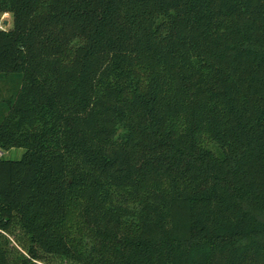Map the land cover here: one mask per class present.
Segmentation results:
<instances>
[{
  "label": "trees",
  "instance_id": "1",
  "mask_svg": "<svg viewBox=\"0 0 264 264\" xmlns=\"http://www.w3.org/2000/svg\"><path fill=\"white\" fill-rule=\"evenodd\" d=\"M4 12L0 264H264V0Z\"/></svg>",
  "mask_w": 264,
  "mask_h": 264
},
{
  "label": "rangeland",
  "instance_id": "2",
  "mask_svg": "<svg viewBox=\"0 0 264 264\" xmlns=\"http://www.w3.org/2000/svg\"><path fill=\"white\" fill-rule=\"evenodd\" d=\"M3 19H7L8 21L5 23ZM12 25V16L10 13H0V27L8 28ZM24 149L21 147L12 148L9 150H2L0 153L8 158H19ZM40 264H66V262L58 257H48L46 259H42L38 261Z\"/></svg>",
  "mask_w": 264,
  "mask_h": 264
},
{
  "label": "water",
  "instance_id": "3",
  "mask_svg": "<svg viewBox=\"0 0 264 264\" xmlns=\"http://www.w3.org/2000/svg\"><path fill=\"white\" fill-rule=\"evenodd\" d=\"M7 21H8L7 19L4 20L5 23H6Z\"/></svg>",
  "mask_w": 264,
  "mask_h": 264
},
{
  "label": "crops",
  "instance_id": "4",
  "mask_svg": "<svg viewBox=\"0 0 264 264\" xmlns=\"http://www.w3.org/2000/svg\"><path fill=\"white\" fill-rule=\"evenodd\" d=\"M4 13H8V12H4ZM3 20H5V19H3Z\"/></svg>",
  "mask_w": 264,
  "mask_h": 264
}]
</instances>
